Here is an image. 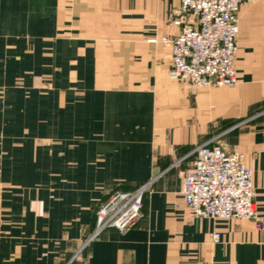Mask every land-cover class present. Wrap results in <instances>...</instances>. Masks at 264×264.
<instances>
[{"label": "crops", "instance_id": "obj_1", "mask_svg": "<svg viewBox=\"0 0 264 264\" xmlns=\"http://www.w3.org/2000/svg\"><path fill=\"white\" fill-rule=\"evenodd\" d=\"M179 6L0 0V264H264V0L240 2L231 87L168 75ZM212 137L253 169L260 229L184 202ZM149 180L143 218L83 246L96 208Z\"/></svg>", "mask_w": 264, "mask_h": 264}, {"label": "built area", "instance_id": "obj_2", "mask_svg": "<svg viewBox=\"0 0 264 264\" xmlns=\"http://www.w3.org/2000/svg\"><path fill=\"white\" fill-rule=\"evenodd\" d=\"M241 0H180L169 24L178 29L172 38L168 75L185 81L192 89L208 86H234L237 13ZM155 41V39H153ZM217 137L195 146L192 167L182 180L181 193L193 215L202 219L248 218L262 227L254 200L253 169L241 151L216 142ZM151 180L133 191L111 194L95 210V225L84 245L106 228L118 232L136 225L142 218V198ZM219 233H211L217 241Z\"/></svg>", "mask_w": 264, "mask_h": 264}]
</instances>
